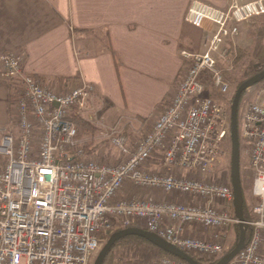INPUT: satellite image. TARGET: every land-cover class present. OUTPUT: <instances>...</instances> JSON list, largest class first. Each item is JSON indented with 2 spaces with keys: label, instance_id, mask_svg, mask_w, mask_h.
Returning a JSON list of instances; mask_svg holds the SVG:
<instances>
[{
  "label": "built area",
  "instance_id": "obj_1",
  "mask_svg": "<svg viewBox=\"0 0 264 264\" xmlns=\"http://www.w3.org/2000/svg\"><path fill=\"white\" fill-rule=\"evenodd\" d=\"M261 15L264 0H192L186 22L214 28L201 51H180L185 72L140 136L116 125L106 133L119 150L113 160L81 146L75 119L90 108L86 81L50 82L26 72L19 52L1 54L0 77L14 87V100L0 128V264H92L104 236L129 227L215 264L240 222L230 181L209 177L225 159L221 142L230 129L225 72L239 25ZM240 120L253 173L252 233L226 264H264V86ZM155 157L159 171L148 167ZM124 187L138 194L122 196ZM149 192L163 197L141 194ZM114 264L132 263L118 253ZM150 264L188 263L159 257Z\"/></svg>",
  "mask_w": 264,
  "mask_h": 264
},
{
  "label": "crops",
  "instance_id": "obj_2",
  "mask_svg": "<svg viewBox=\"0 0 264 264\" xmlns=\"http://www.w3.org/2000/svg\"><path fill=\"white\" fill-rule=\"evenodd\" d=\"M191 1L0 0V55L19 52L23 69L43 78L83 79L91 87L92 101L101 102L107 122L124 117L141 124L146 118L148 125L168 105L185 72L180 51H201L204 37L214 28L186 22ZM203 1L217 6L228 2ZM258 18L262 21L264 15ZM109 46L121 61L117 68ZM9 95V85L0 77V128L9 119ZM97 156L115 158L103 152ZM159 163L155 157L148 167L159 171ZM137 194L127 187L120 191L125 197Z\"/></svg>",
  "mask_w": 264,
  "mask_h": 264
},
{
  "label": "rangeland",
  "instance_id": "obj_3",
  "mask_svg": "<svg viewBox=\"0 0 264 264\" xmlns=\"http://www.w3.org/2000/svg\"><path fill=\"white\" fill-rule=\"evenodd\" d=\"M253 19L250 20L249 22L242 23L239 25V33L235 41L236 45L234 46V50L232 49L233 53L231 56H234L232 58V64H231L232 68L226 71L228 73L227 80L230 85V90L228 94L229 103H231V100H232L231 96L234 93L235 86L237 82L240 80V78L246 72L257 71V70H260V68L262 67V64L259 63L255 58H253L250 55V52L252 50L253 43H254V37H255V34H253V31L255 30V26L258 24V21H259L258 17H255ZM261 19L259 23L261 22ZM247 24H249L250 27H247L246 26ZM242 30L243 31L245 30V31H244V37L241 38L240 32ZM244 39H246L247 41L246 43L242 44V40ZM242 50H244L246 54H244L240 60L236 61L239 51H242ZM22 61H23V58H22ZM37 77H40V76H37ZM44 79L50 80V82L51 81L58 82V83L62 82L60 81L62 79H55V78H52V79L44 78ZM63 80H66V79H63ZM72 81H75V80H72ZM6 82L10 88L11 86L10 82L8 81ZM261 90H262V85H254L248 88L245 94L243 95V97H241L240 105L238 106L237 120H238V135H239V143H240L239 146H240V154H241V161H240L241 171L240 172H241L243 188L245 191H247V194L249 195L252 189L253 173L249 166L248 145L240 134V121H241L240 114L244 111L246 106L255 99V95L257 93H260ZM208 91L209 93L216 94L213 91H210V90ZM100 106H101V102L99 100H97V104L94 102V100L91 101L89 110L85 112L84 116L81 118V120L86 121L90 124V127H83V126L78 127L79 129L78 133H79V139L81 140V146H83L85 143L86 144L91 143L92 146L94 147V149L91 152H94L95 154L103 152V154L106 156L116 157L119 154V150L110 143L109 139L106 136V133L112 127L116 125L119 128L123 127L125 131L127 132L126 133L127 136L130 135L132 138H136L140 136L141 134V132L138 131V129L143 123V121L141 120L142 123L140 124L137 121H135V118L133 120V119L123 117V118H117L115 121L107 122L106 113L102 112L103 108H101L102 106L101 107ZM12 108H13V105L11 103L10 108H9L10 112ZM221 150L223 151L225 159L222 164L213 167L212 174L209 177L217 181H221V182L230 181V150H231L230 129L227 132V134L224 136L221 142ZM233 233H234V230L229 235V241L226 243L227 248L232 242ZM109 236L110 235H107V234L104 236L101 245H103L107 241ZM118 253L121 254L123 257H125L127 260H129L132 264H150V263L155 262L159 258L157 251L148 246L143 247L142 249L137 248V247L119 249L115 252L114 256L116 257Z\"/></svg>",
  "mask_w": 264,
  "mask_h": 264
},
{
  "label": "water",
  "instance_id": "obj_4",
  "mask_svg": "<svg viewBox=\"0 0 264 264\" xmlns=\"http://www.w3.org/2000/svg\"><path fill=\"white\" fill-rule=\"evenodd\" d=\"M264 79V69L256 72L252 76L243 80L234 92L230 106V183L234 196V213L239 219L238 224V240L234 247L224 256H222L215 264H226L235 254L244 246L246 239L247 224L243 218V196L242 184L240 177V146L238 135V106L243 91L258 84ZM128 235H135L144 238L149 243L161 249L162 251L184 261L188 264H198L197 260L185 251L175 247L158 235L142 228L129 227L113 232L107 241L101 246L97 252L92 264H101L105 255L108 253L113 244Z\"/></svg>",
  "mask_w": 264,
  "mask_h": 264
},
{
  "label": "trees",
  "instance_id": "obj_5",
  "mask_svg": "<svg viewBox=\"0 0 264 264\" xmlns=\"http://www.w3.org/2000/svg\"><path fill=\"white\" fill-rule=\"evenodd\" d=\"M254 34H255L254 43H253V47H252V50L250 52V55L253 58H255L259 63L262 64V67L260 68V70H262V69H264V45L262 43V39H263V35H264V19H263V21H261L260 23H258L255 26ZM109 51H110V53H111V55L113 57L115 66L117 68L121 64V61L119 60L117 54L111 48V46H109ZM244 54H246L244 50L239 51L238 56L236 58V61L240 60L241 57H243ZM260 70L246 72L240 78V80L237 82V84L235 86V90L238 87V85L244 79L252 76L253 74H255L256 72H258ZM227 76H228V73L225 72V78L226 79H227ZM256 85H262V87H263L264 86V79L261 82H259L258 84H256ZM13 88H14L13 86L10 87L9 107H10L11 103L14 100V95L12 93ZM235 90H234V92H235ZM245 92H246V90L243 91L241 97H243V95L245 94ZM233 96H234V93L232 94L231 99L233 98ZM241 97H240V100H241ZM239 105H240V101H239ZM141 120L142 121H145L146 118H142ZM75 123L77 124V127H80V126L90 127V124L88 122L83 121V120L78 119V118L75 119ZM78 137H79V133H78ZM239 145H240V143H239ZM83 148L85 149V152H91L94 149V147L92 146L91 143H87V144L85 143L83 145ZM240 161H241V154H240ZM240 167H241V165H240ZM240 171H241V168H240ZM240 177H241V172H240ZM241 184H242V179H241ZM242 196H243V218H244V221L248 223L252 219V207H253V204H254V199L251 196V192H250V195H249V194H247V191L244 190L243 184H242ZM251 233H252V228H251L250 225H248L247 226V230H246V239H245V241H248V239L251 236ZM237 240H238V225H235L232 242L229 245V247L224 251L223 256L225 254H227L234 247V245L237 242ZM146 246L155 249L157 251L159 257H167V258H170V259H173V260L180 261L178 258H176V257H174V256H172V255H170V254L162 251L161 249H158L157 247H155L154 245H152L151 243H149L144 238L139 237V236H135V235H128V236H125L123 238H120L119 240H117L113 244V246L110 248V250L108 251V253L105 255V257H104V259H103V261H102L101 264H114L115 263V256H114V254L119 249H123V248H134V247H137V248L142 249L143 247H146ZM195 259H197V258H195ZM197 261H198L199 264H201V261H200L199 258L197 259Z\"/></svg>",
  "mask_w": 264,
  "mask_h": 264
}]
</instances>
